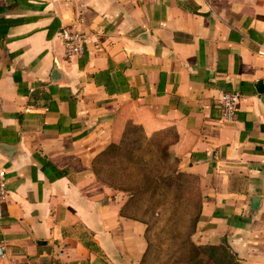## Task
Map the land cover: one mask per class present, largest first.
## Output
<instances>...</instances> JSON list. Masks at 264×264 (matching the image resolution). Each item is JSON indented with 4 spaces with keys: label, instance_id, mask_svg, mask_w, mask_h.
Here are the masks:
<instances>
[{
    "label": "crops",
    "instance_id": "crops-1",
    "mask_svg": "<svg viewBox=\"0 0 264 264\" xmlns=\"http://www.w3.org/2000/svg\"><path fill=\"white\" fill-rule=\"evenodd\" d=\"M72 25L84 52L67 57ZM260 51L264 0H0V264L140 263L146 225L92 168L129 126L196 177L193 239L264 264ZM231 90L227 122L218 98Z\"/></svg>",
    "mask_w": 264,
    "mask_h": 264
},
{
    "label": "trees",
    "instance_id": "trees-1",
    "mask_svg": "<svg viewBox=\"0 0 264 264\" xmlns=\"http://www.w3.org/2000/svg\"><path fill=\"white\" fill-rule=\"evenodd\" d=\"M136 127V126H134ZM127 131L125 132L123 138L117 142H111L107 148L100 153L94 160L93 171L103 182L107 183L111 187L127 192L128 199L125 207L130 201L140 203L143 197H147L149 200V205L146 211H151L152 214L157 215V217H167L166 220L174 219L173 211H170V196L173 198H178L179 189L183 188V184L180 183V178L186 176L187 174L179 171L172 170L166 167L165 159L161 157L157 152L154 151L151 143L147 140L146 136L143 135V140L146 141L149 149L152 150L153 157H155V165L157 171L153 173L152 171H146L145 166L142 163V155L137 154V149L142 148V144L135 150L126 147L125 137ZM110 155L113 157L123 156L127 161L125 164L122 162H117L113 167L115 172L125 173L127 170L129 174V169L137 170V173L141 174V179L138 181H128L124 185H119L113 181L105 180L99 176V171L96 169V160L99 157ZM144 160H146L144 158ZM197 187V182H196ZM170 211V212H169ZM200 204L195 217L192 220V233H194L196 222L199 218ZM123 214L124 211H123ZM129 218L139 220L146 225L145 230V240L147 242L146 250L142 256L139 264L145 261L146 254L150 251V241L148 233L150 231V223L146 219H138L135 216H130L125 214ZM182 239V249L177 255L171 259H167L168 264H241L236 253L233 252L226 244H206L197 245L190 237L179 235ZM171 261V263H170Z\"/></svg>",
    "mask_w": 264,
    "mask_h": 264
},
{
    "label": "rangeland",
    "instance_id": "rangeland-1",
    "mask_svg": "<svg viewBox=\"0 0 264 264\" xmlns=\"http://www.w3.org/2000/svg\"><path fill=\"white\" fill-rule=\"evenodd\" d=\"M143 135L144 133L141 129L129 126L125 137V145L135 150L142 144V148H138L136 153L142 155V163L145 166V170L155 173L157 171L155 157H153L152 150L146 145V141L143 140ZM126 161L123 156L118 158L105 155L99 157L95 164L96 169L99 171V176L107 181L110 180L119 185H124L128 181H135L136 179L139 181L141 174L137 173L138 169H129V174H126L128 170L125 173L113 170V166L117 162L125 164ZM196 182V177L189 174L180 178L183 188L179 189L178 198L170 196L171 199H169L171 203L169 207L171 208L170 211L172 210V213H174V219L166 220L167 217H157L150 210L146 211L149 205L147 197H143L140 203L132 200L124 208L125 214L135 216L138 219H146L150 223V231L148 233L151 243L150 251L146 254V259L141 264H168L166 260L173 258L182 249V239L178 237L180 234L188 236L190 233L191 240L197 245H202L198 244L193 239V234H191L192 220L200 204ZM125 194L128 195L127 192Z\"/></svg>",
    "mask_w": 264,
    "mask_h": 264
},
{
    "label": "built area",
    "instance_id": "built-area-1",
    "mask_svg": "<svg viewBox=\"0 0 264 264\" xmlns=\"http://www.w3.org/2000/svg\"><path fill=\"white\" fill-rule=\"evenodd\" d=\"M65 54L67 57L81 56L84 52L85 35L76 26L64 27L60 31ZM264 54V51H260ZM241 99V94L237 90L222 92L218 98V107L221 119L231 122L235 119L236 112ZM8 195L7 191V171L0 167V220L3 217V204ZM3 246H0V257L4 255Z\"/></svg>",
    "mask_w": 264,
    "mask_h": 264
},
{
    "label": "water",
    "instance_id": "water-1",
    "mask_svg": "<svg viewBox=\"0 0 264 264\" xmlns=\"http://www.w3.org/2000/svg\"><path fill=\"white\" fill-rule=\"evenodd\" d=\"M261 102L263 103V105H264V96L263 97H261ZM9 147H5V146H3V145H0V149L1 150H3V151H8L9 149H8ZM257 199L255 198V197H253V199H251V201H252V205L255 203V201H256Z\"/></svg>",
    "mask_w": 264,
    "mask_h": 264
}]
</instances>
